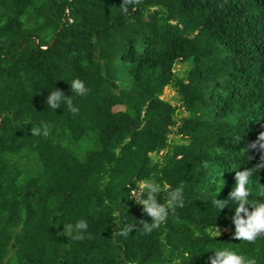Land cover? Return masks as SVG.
Segmentation results:
<instances>
[{"label": "trees", "instance_id": "obj_1", "mask_svg": "<svg viewBox=\"0 0 264 264\" xmlns=\"http://www.w3.org/2000/svg\"><path fill=\"white\" fill-rule=\"evenodd\" d=\"M56 89L78 113L47 107ZM261 132L264 0H0V264H177L186 251L209 264L213 248L264 264V235L233 240L216 206L242 170L249 199L264 197ZM134 180L179 189L184 206L146 233ZM80 220L84 238L65 235Z\"/></svg>", "mask_w": 264, "mask_h": 264}, {"label": "clouds", "instance_id": "obj_2", "mask_svg": "<svg viewBox=\"0 0 264 264\" xmlns=\"http://www.w3.org/2000/svg\"><path fill=\"white\" fill-rule=\"evenodd\" d=\"M135 0H124V3L133 4ZM124 14L128 13V7L122 8ZM72 94L76 96H84L87 94L88 89L83 81L80 79H73L69 82ZM71 95H65L62 91L56 89L51 91L47 96L46 105L52 110L63 108L66 105L68 110L74 115L78 113L79 109L73 103L70 98ZM33 135L41 134L40 131L34 130ZM44 135H47V131H43ZM240 140V139H239ZM238 140V141H239ZM252 149L257 147L264 151V132H261L257 138V141L250 145ZM258 170H264V156H262V162L256 166ZM250 172L242 170L235 174V184L228 194L226 199H217L216 206L220 209V212L229 207L231 216L229 219L234 225V231L232 239L236 241L254 242L257 237L264 235V197L252 202L249 199L250 192L248 190V177ZM135 185L136 187H132ZM128 188L127 198L134 201L141 206L142 212L151 218V226L145 222H141V227L146 233H150L152 228L159 226L165 221L169 212H174L177 207H183V193L179 190H170L167 185L156 186L151 181L134 180L125 186ZM165 193V199L163 202L159 200V194ZM88 223L84 220L77 221L73 224L65 225V235L75 240H81L84 238V233L88 230ZM136 230V226L125 225L120 231L121 236H128L133 230ZM220 235V231H213L209 233V237L215 239ZM212 253L209 256V264H255V260H250L240 254L239 251L231 248H213L210 250ZM193 254L190 251L183 253V260H178L177 264H188L193 260Z\"/></svg>", "mask_w": 264, "mask_h": 264}, {"label": "rangeland", "instance_id": "obj_3", "mask_svg": "<svg viewBox=\"0 0 264 264\" xmlns=\"http://www.w3.org/2000/svg\"><path fill=\"white\" fill-rule=\"evenodd\" d=\"M187 66H185L183 63H179L177 64V71L180 72V74L184 71V69H186ZM176 96H177V92L171 88V87H166L164 89V93L162 95V97L164 99L170 100L172 103H176ZM119 107H117L116 109H118ZM186 112H183L182 114L179 115V117H181L182 115H185Z\"/></svg>", "mask_w": 264, "mask_h": 264}]
</instances>
